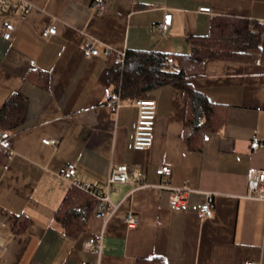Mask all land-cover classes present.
Here are the masks:
<instances>
[{"label":"crops","instance_id":"1","mask_svg":"<svg viewBox=\"0 0 264 264\" xmlns=\"http://www.w3.org/2000/svg\"><path fill=\"white\" fill-rule=\"evenodd\" d=\"M22 1L30 10L13 0L0 14V117L16 96L25 101L17 127L0 130L9 134L0 145V264H264V202L247 197L248 171L264 169V148L251 149L255 138L264 141V0H107L100 14L91 13L92 0ZM167 13L172 25L161 33ZM220 17L262 27L258 56L208 60L190 75L192 88L215 104L211 119L200 120L201 139L182 92L172 85L154 90L153 144L136 150L139 108L124 97L117 112L109 108L116 85L105 50L187 55L193 38L208 35ZM6 21L15 26L10 40L2 36ZM52 25L57 33L43 38L39 32ZM90 45L98 56L86 57ZM164 161L169 178L157 173ZM68 164L77 166L72 180L101 189L119 165L144 175L113 184L118 209L106 227L96 202L73 238L57 221L77 189L59 174ZM164 184L190 189L188 204L172 209ZM208 193L215 212L201 217ZM128 212L138 217L135 228L125 222ZM103 232L99 256L87 242Z\"/></svg>","mask_w":264,"mask_h":264},{"label":"trees","instance_id":"2","mask_svg":"<svg viewBox=\"0 0 264 264\" xmlns=\"http://www.w3.org/2000/svg\"><path fill=\"white\" fill-rule=\"evenodd\" d=\"M261 37L262 27L256 22L220 17L212 21L208 35L193 38L190 54L132 51L127 53L124 68L116 65L112 56L109 75L116 88L122 82V95L131 100L149 99L151 93L162 86L172 85L177 88L189 103V122L199 126L194 134L199 135L197 139H201L206 125L201 127L200 120L203 116L211 119L215 104L192 88L190 75L202 72L208 60L254 59L260 52ZM167 57L175 61L172 68L166 65ZM24 107L25 101L21 96L9 101L0 117V130L16 128L22 119ZM195 140H192V146L198 148L201 142ZM1 152L0 148V165L3 158ZM95 205L96 201L92 197L72 188L57 212V221L69 236L75 238L84 229L86 216L89 217Z\"/></svg>","mask_w":264,"mask_h":264},{"label":"built area","instance_id":"3","mask_svg":"<svg viewBox=\"0 0 264 264\" xmlns=\"http://www.w3.org/2000/svg\"><path fill=\"white\" fill-rule=\"evenodd\" d=\"M13 0H0V14L5 12L10 3ZM18 6L21 11L30 10L31 6L29 3L17 0ZM91 13L100 14L107 9V0H92L89 6ZM203 11H209V8H203ZM172 25V14L167 13L165 15L164 21L159 24L158 29L161 33H164ZM14 24L9 21L4 22L2 29V36L6 40H10L12 37V32L14 31ZM40 35L43 38L50 37L57 33V29L52 26H47L43 28L40 32ZM106 56H114V63L121 68H124L126 65L127 52L125 51H115L112 48H107L105 50ZM85 55L87 58H93L99 55V51L94 48L93 45H90L85 50ZM174 59L172 57L166 58V65L169 68L174 66ZM133 105L139 108V119L137 125V131L134 140V148L136 150H147L153 144L154 130L157 117V105L154 99H135L132 103ZM123 105V95H122V82L118 87L108 95V106L113 112ZM9 137L8 133L0 134V145ZM44 144L47 145H56L58 141L54 138H45L43 140ZM264 148V141L255 138L251 143V149L257 151ZM77 166L75 164H68L66 167L62 168L60 171V176L67 180H72L74 176L77 175ZM157 173L160 176L169 178L172 175L171 164L164 161L157 169ZM143 172L137 167H130L128 165H119L114 167L108 177L106 186L104 189L98 188L97 186L90 185L78 181L77 179L72 180V185L77 189L85 192L86 194L93 197L97 202V217L103 219L104 225L109 222L113 214L118 209V204H115L110 199V189L115 183H128L131 180H141L143 177ZM131 176L133 177L131 179ZM247 183L249 188L248 198L261 200L264 202V169L251 168L247 173ZM163 189H168L171 191L170 196V206L172 209H180L185 207L189 202V192L191 191L187 187H172L168 184L160 186ZM216 208L215 195L208 193L206 200L200 206L199 215L201 217H212L214 215ZM125 222L129 228H135L138 224V217L133 212H128L125 218ZM104 232L98 235L93 236L87 242V248L93 251L94 253L101 256L103 251V241H104ZM2 248V243L0 241V251ZM249 264H255L250 262Z\"/></svg>","mask_w":264,"mask_h":264},{"label":"bare ground","instance_id":"4","mask_svg":"<svg viewBox=\"0 0 264 264\" xmlns=\"http://www.w3.org/2000/svg\"><path fill=\"white\" fill-rule=\"evenodd\" d=\"M131 105V104H130Z\"/></svg>","mask_w":264,"mask_h":264}]
</instances>
